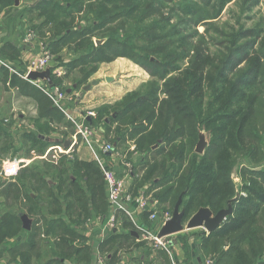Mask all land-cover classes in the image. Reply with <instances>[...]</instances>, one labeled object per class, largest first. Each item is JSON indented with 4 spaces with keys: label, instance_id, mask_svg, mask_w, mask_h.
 I'll return each mask as SVG.
<instances>
[{
    "label": "trees",
    "instance_id": "trees-1",
    "mask_svg": "<svg viewBox=\"0 0 264 264\" xmlns=\"http://www.w3.org/2000/svg\"><path fill=\"white\" fill-rule=\"evenodd\" d=\"M260 2L36 0L23 15L32 31L48 37L50 53L67 68L66 78L77 90L90 83L102 64L119 58L150 75L138 90L99 106L86 123L105 129L115 154L133 165L132 181L149 185L154 200L171 212L181 200L183 224L202 209L216 216L231 203L225 223L210 234L201 230L195 235L204 259L213 264H264V17L255 18ZM14 4L0 0V12ZM227 13L233 19L226 21ZM93 38L105 42L96 46ZM7 48L0 58L19 63L17 49L10 46L7 54ZM64 48L72 55L69 63L60 56ZM17 79L14 75L13 85L20 86ZM63 83L54 78V86L66 92ZM25 91L40 105V117L32 120L39 133L49 135L50 123L67 119L37 88L29 85ZM1 124L0 161L5 153L19 155L16 146L23 135ZM202 132L209 142L198 153ZM25 139L41 155L49 146L33 133ZM132 143L135 149L126 152L117 146ZM10 179L4 184L0 178V254L15 264H93L85 224L104 220L110 211L99 164L59 155L54 163L22 168ZM128 185L130 192L133 183ZM23 215L32 221L28 231ZM119 218L121 225L117 221L100 245L112 264H171L165 252L137 241L123 212Z\"/></svg>",
    "mask_w": 264,
    "mask_h": 264
},
{
    "label": "crops",
    "instance_id": "crops-1",
    "mask_svg": "<svg viewBox=\"0 0 264 264\" xmlns=\"http://www.w3.org/2000/svg\"><path fill=\"white\" fill-rule=\"evenodd\" d=\"M34 2H36V0H31V2L29 3H26L24 0H19L18 7H15L14 4V7L11 10L9 8L4 9L0 12V51L4 52L5 49H8L7 47H9V50L6 51L7 54H9L10 46H13L17 49L19 55V63L8 61L6 62L17 66L18 64H20V68L22 69V71H20V69L18 70L21 74H25L28 65L34 62L35 59L39 58L42 53V48L46 46L38 37L37 40L35 39L30 44L26 43L27 35L29 33H32L27 30L31 29L30 31H32L33 27L29 23L27 18L23 17V15L24 11L27 9V5L32 6ZM30 16L36 19V15L32 14ZM38 23H40V20H37L35 22V24ZM60 56L62 58H65L66 63H69L70 58L68 56L65 57V54L62 53L60 54ZM125 60V58H119L112 63L102 64L98 72L95 73L89 80V82H93L94 80H96L98 84L95 85L93 89L91 88L89 91H84V88L83 92L77 89L73 90L71 88L72 84L69 81V77L66 78L68 72L67 68L60 65L58 61H55L53 55L52 61L46 69V71H49L50 80H41L46 86L50 85L51 87H55L54 78L63 79L64 83L62 88L72 93L73 95V102L71 103L73 112L77 115L85 117L87 116L88 112H91L92 110L95 111V109H97L103 104H113L121 100L127 92L135 88V84H130V82L126 81L130 77L129 69L133 70L134 64L127 60L125 62ZM120 66H122V69ZM61 69H63L62 74L58 76L56 73L59 72V70ZM14 75L15 74H12L9 70L0 67V121L3 120L1 125L6 131H8L9 126L7 124L12 121L13 118L19 117L21 126L24 124V126L28 125V129L26 132H19V134H23L19 139L20 142L19 144H17L18 146H16L17 149H21L19 155L13 158H11L10 155L8 160L6 159V161L24 160L25 163L23 164L22 168H25L29 164L37 160L47 161V159L54 153L58 155H67L71 160L77 158L89 162L96 161L92 151L87 147L86 144H83L81 142L80 138L77 137L78 140H74V138L76 137L75 131H73V127L69 124V121L63 116H61L62 123H50V127L53 129V131H51L49 135L42 134L37 131L32 120H36L40 117V105L38 104L36 98L28 95L25 91L26 87H29V85L31 84L27 83L25 80L17 76V80L21 82V85L17 86V83L13 85ZM130 86H133L134 88H130ZM20 102H25V108L19 114H16L18 113L17 111H19L18 108ZM6 120H9V122L6 123ZM68 128L72 129L69 130ZM12 129L13 128H11V130ZM11 130L9 131L14 134V132H12ZM29 133H33L37 137L45 139L49 142V146L43 155H41V153L38 151H33L32 147L29 146L28 142L27 145L25 135ZM58 147L63 148V151L69 153L61 154L57 150ZM102 157L103 156H101V158ZM106 162L109 168L112 169L118 177H124L126 171L122 165V160L118 159L117 157H113L112 155H109ZM1 168L2 167L0 165V171ZM0 178L2 179L1 181L4 184H8L9 180H11L10 178L8 180L3 179L1 175ZM149 187V185H144L141 187L140 185H137V182H135V184L131 186L130 193L133 196H138L140 194H146L147 191L149 194L146 195L152 196L154 195L155 191L153 190L150 192ZM158 206L159 208L163 207L164 209L170 211L168 208H165L160 203ZM109 215L110 211L108 212V215L105 217L104 220H101L99 218H93L91 220L92 225L90 227H87V230L85 232L86 236L90 238L94 248L93 264H101L100 260L101 255L103 253L101 252L100 245L102 244V242H104L107 238L111 236L113 231L110 227L107 226ZM24 216L25 215L21 216V220ZM136 216H138L137 219H139L140 217L141 224L147 229H157V225L149 220V215L146 216L145 214L142 216V214H137ZM211 218L212 216H205L202 222H206ZM28 220L30 221L31 228L32 221L29 218ZM117 221L118 224L121 225L119 212L116 214V224ZM183 228L184 229L181 232L169 236L174 247L175 261L177 262V264H213L211 260L204 259L203 255L199 250L198 239L195 235L198 234V232H200L202 229H187V223L184 224ZM24 230L26 229L24 228ZM160 231H162V229ZM24 235L25 234H23V237ZM138 238H140V236H138ZM137 241H139V239H137ZM3 248L4 247H0V251L4 250ZM9 258L10 257L5 255V253L0 254V264H15Z\"/></svg>",
    "mask_w": 264,
    "mask_h": 264
},
{
    "label": "built area",
    "instance_id": "built-area-1",
    "mask_svg": "<svg viewBox=\"0 0 264 264\" xmlns=\"http://www.w3.org/2000/svg\"><path fill=\"white\" fill-rule=\"evenodd\" d=\"M35 40L34 35L29 33L26 38V43L30 44L31 41ZM52 61V54L50 53L47 46L42 48V53L39 58L35 59L34 62L30 63L26 69L25 74H21L19 70L15 67L14 64H10L0 58V67H3L9 70L12 74L17 75L21 79L25 80L27 83L36 87L40 90L53 104V106L62 112V114L71 122L75 127V138L81 139L83 144H86L87 147L92 151L95 156L96 162L99 164L100 168L104 173V179L107 189L108 201L110 206V215L108 217L107 226L112 230L117 227L116 224V214L118 212H123L133 223L136 233L140 236L139 240L146 241L149 245L157 251L165 252L170 260L171 264H177L175 261V252L172 242L169 236L160 237V230L172 220L173 212L171 211H161L158 210V201L154 200L151 195L140 194L138 196H133L129 192V181L131 180L130 172H132L133 165L129 162H125L124 169L128 170V173L125 172L124 177H118L117 174L109 168L107 162L103 157L101 158L100 152L103 156H113L119 159L120 155L115 154L114 146L112 145H103L100 147V150L95 149L94 140H91L94 135V130L86 123L89 116L95 117L94 112H88L87 116L83 117L77 115L73 112L71 103L73 102V97L70 98L67 94L62 92L59 87H51L50 85L46 86L41 79L32 80L30 75L33 73H43L48 68L50 62ZM63 69L59 70L56 74L59 76L62 74ZM9 120H6L8 123ZM135 148L132 147V150ZM57 150L61 154H67L69 152L63 151V148L58 147ZM100 151V152H99ZM24 160H14L9 163H4V166L1 168L0 175L9 179L13 176H16L24 164ZM150 212L149 220L157 225L156 230H149L144 227L138 221L137 214H143ZM228 217L224 219L223 223L227 221ZM206 231L205 229H203ZM101 264H112L107 254L101 255ZM119 264V263H116Z\"/></svg>",
    "mask_w": 264,
    "mask_h": 264
},
{
    "label": "rangeland",
    "instance_id": "rangeland-1",
    "mask_svg": "<svg viewBox=\"0 0 264 264\" xmlns=\"http://www.w3.org/2000/svg\"><path fill=\"white\" fill-rule=\"evenodd\" d=\"M26 3H29V2H31V0H24ZM13 8V7H12ZM11 7H10V10L12 9ZM234 9V8H233ZM255 18H256V20H260V17L261 16H263L264 17V5H263V0H261V2H260V4L255 8ZM233 19V17H232V14H228L227 13V19H226V21H228L229 19ZM250 18H253L252 16L250 17ZM249 24H252V21H249ZM31 29H29V30H27V31H29V32H32L33 33V35H34V37H35V39L37 40V37L47 46V44L49 43V40H48V37H44V38H42L40 35H39V33L36 31V30H34V32L33 31H30ZM28 32V33H29ZM93 41H94V43H95V45L96 46H98V45H101V44H103L104 42H105V39H97V38H93ZM100 42V43H99ZM31 43H32V41H31ZM62 54H65V57L66 56H70L69 55V51H68V49L67 48H64V50L61 52ZM127 61H130V60H128V59H126ZM126 60H125V62H126ZM130 62H132V61H130ZM133 63V62H132ZM134 64V63H133ZM135 65V66H134ZM133 65V70H131V69H129V78H128V80H126L127 82H130V84L131 83H133V84H135L136 86H135V88L133 87V86H130V88H134V89H132V90H130L129 92H132V91H135V90H138L139 88H141V86L143 85V84H145V83H147L149 80H151L150 79V75L146 72V71H144L141 67H139L138 65H136V64H134ZM18 67H20V64H18ZM101 67V66H100ZM121 67V69H122V66H120ZM131 74V75H130ZM79 76V75H78ZM69 81H70V83L72 84V89L73 90H75L76 89V85H75V83H73V79H71V77H69ZM94 81H96V80H94ZM93 81V82H94ZM122 82V81H121ZM90 84H92V82H90L88 85H90ZM87 85V86H88ZM128 86V85H127ZM93 87L94 86H92V89H93ZM83 88H85V87H82V90H80L81 92H83ZM61 89V88H60ZM62 90V89H61ZM62 92H64L65 94H67L70 98H72L73 97V95H72V93H70V92H68V91H63L62 90ZM129 92H127V93H129ZM126 93V94H127ZM25 108V102H20V104H19V111H17L18 113H16V114H19L21 111H23V109ZM92 112H94V110H92ZM95 113V112H94ZM96 114V113H95ZM96 116V115H95ZM90 118H92V116H89V119ZM1 123L3 122V120L2 121H0ZM9 127H8V129L9 130H11V128H13L11 131L12 132H14V135H18L19 134V132H23V131H27V129H28V125H26V126H24V125H22L21 126V123H20V118L19 117H15V118H13V120L12 121H10L8 124H7ZM93 130H94V135H93V138L91 139V140H94V147L97 145V147L95 148V149H98V150H100V147L101 146H103V145H112V146H114V148L116 147L115 146V144H114V142H113V140H111V139H109L107 136H106V133H105V129H103V128H99L98 130H95L94 128H93ZM16 133V134H15ZM201 136H202V138H203V140L205 141V143H206V146H207V144H208V142H209V135L206 133V132H202L201 133ZM117 145V144H116ZM119 148V150L120 151H123V150H129V148L131 147L132 148V146H133V143L132 144H130L129 145V147H121V146H119V145H117ZM205 146V147H206ZM205 149V148H204ZM204 149H203V151H204ZM131 150V149H130ZM33 151H36V150H33ZM59 152V151H58ZM123 152H126V151H123ZM0 153H1V151H0ZM33 153H37V152H33ZM32 153V154H33ZM130 154V153H129ZM138 156H135L134 158H133V164H136L137 165V162H138V158H137ZM3 160H1L0 161V165H1V167H3L4 166V163L6 162V163H9V162H12V161H6V159L8 160V158H9V155H7L6 153L5 154H3ZM58 158H59V155L58 154H56V153H54V154H52L48 159H47V161H49V162H51V163H54V162H56L57 160H58ZM119 159L120 160H122V165H123V163L125 162V159L124 158H122V156L120 155V157H119ZM14 161V160H13ZM38 162H40V163H38ZM42 164H43V161H41V160H37V161H35V162H32L31 164H29L28 166H33V165H35V166H42ZM27 166V167H28ZM3 178H5L4 176H3ZM47 180H49V178H46ZM8 180V179H7ZM134 180V179H133ZM236 180V182H237V179H235ZM129 183H135L134 181H132V178H131V180L129 181ZM3 189L2 188H0V192L2 191ZM92 225V221H89L88 223H86L85 224V227L87 228V227H90ZM199 230V229H198ZM203 230V229H202ZM6 248V247H5ZM154 249V248H153ZM155 250V249H154ZM154 253H156V251H154ZM118 263V262H117ZM116 264V263H115Z\"/></svg>",
    "mask_w": 264,
    "mask_h": 264
},
{
    "label": "water",
    "instance_id": "water-1",
    "mask_svg": "<svg viewBox=\"0 0 264 264\" xmlns=\"http://www.w3.org/2000/svg\"><path fill=\"white\" fill-rule=\"evenodd\" d=\"M19 6V0H15V7ZM100 43V42H99ZM30 79L37 80V79H48L50 80L49 71H45L43 73H33L30 75ZM98 82L94 81L92 84L86 86L84 88V91H89L92 86L97 85ZM206 143L201 139V141L198 143L196 147V151L198 153H202L203 149L205 148ZM236 200V199H235ZM181 200L176 205L175 210L173 212V218L170 222H168L163 228L162 231H160V237L164 236H171L172 234L181 232L184 228L183 224V218H184V210H180ZM229 209L224 210L214 216L209 210L202 209L200 210L188 223H187V229H193V228H200L205 229L208 234L216 230L218 227H220L223 224V221L225 218L229 217L232 214V207L231 203L229 204ZM205 216H212L210 220H207L206 222H202ZM24 228L26 230H30V221L26 216L22 219Z\"/></svg>",
    "mask_w": 264,
    "mask_h": 264
}]
</instances>
